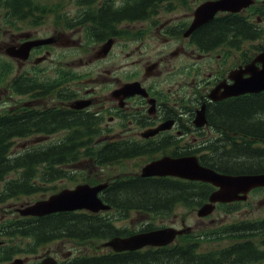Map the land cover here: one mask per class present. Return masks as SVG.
I'll return each mask as SVG.
<instances>
[{"label":"flooded vegetation","instance_id":"obj_1","mask_svg":"<svg viewBox=\"0 0 264 264\" xmlns=\"http://www.w3.org/2000/svg\"><path fill=\"white\" fill-rule=\"evenodd\" d=\"M16 2L17 0H9V12L6 16L9 21L8 33L5 34L0 26L2 39L0 69L8 68L7 63H11L16 69V77L21 74H24V77L30 76L29 73L32 71L25 73L23 69L27 63L35 69L37 67L35 58L40 53L101 51L110 41L112 42L110 51H119L123 62L120 66L121 75L113 77L104 99L94 88L78 90L75 93L77 98H83L84 94L90 95L91 104L84 110L90 116L102 119L103 124L100 123L94 129L93 136L88 139L89 143H83L81 146L83 150H104L106 156L103 161H90L91 163L104 162L106 164L104 166H119L124 165L125 161L134 162L147 158L152 160L162 157L181 158L193 154L203 160L211 147L208 141L216 136L218 131L208 126L197 127L194 124L197 110L206 103L211 106L213 102L208 98L211 88L222 80L231 83L229 73L236 67L245 66L256 55V53L251 55L250 51H239L236 40L233 41L232 47L228 44L217 45L219 42L213 41L212 38L209 42L204 40L209 31L207 28H199L187 36L188 28L194 20L195 8L183 7L174 11L178 2L185 3L187 0H54L57 7L55 12L48 13L46 9H43L23 16L17 15ZM47 2L48 0H26L25 6L35 8L41 6L42 8ZM21 23L29 25L21 26ZM5 36H7L6 39ZM48 37V43L32 48L30 59L26 62L3 55L9 45L19 46L28 40ZM153 51H158L157 54L154 53L158 57L156 61L158 63L154 69H151L149 57L152 56ZM170 56L187 58H181L178 65L170 69L168 66ZM231 56H237L239 61L224 75L222 71ZM139 57L146 60V65L137 63ZM217 62L220 68L217 67L210 72L207 87L203 85L204 80H197L196 77H193L194 85L191 87L186 76L195 72L199 75L205 64ZM136 80L147 88L149 98L139 94H125L121 91L125 82ZM207 88L209 90L206 93ZM62 89L63 85H59L56 98L34 96L27 89V92L12 98L10 102L4 101L8 104L9 115L25 113L24 121L27 129L24 133L29 135L15 137L14 141L31 140L33 135L49 137L58 134L48 133L55 130L53 127L33 125L31 112L41 108L46 109L49 106L57 107L59 113L56 116V124H60L62 122L60 110L64 107ZM167 122H170L171 127L166 126L163 129L161 125ZM26 146L27 143L24 144V147ZM30 148L31 146L27 147V150L30 151ZM23 163L27 166L18 164L12 166V181L28 182L35 177L43 178L55 166L63 165L66 161L25 159ZM31 166L36 169L49 168V170L45 169L42 174L30 168ZM162 178L190 184V180L179 177L164 176ZM15 198L22 199V195L17 194ZM17 203L15 202L14 209H10L9 217L1 220H13L9 231L14 236H8L6 241V237L0 234V238H4L2 246H11L6 249L7 254L11 253L7 256L9 259L5 260L0 256V264H112V255L117 256L115 263L126 264L131 260L124 262L120 259L127 253L166 251L178 253L183 249L182 245L186 244H197L198 253H207L208 245H210L211 250L219 252L216 256V264H223L224 261L246 260L250 261L248 264H264V255L251 258L223 257L220 254L222 245L219 242L185 240L180 239L181 236L177 237L170 247L160 249L145 247L141 251L131 252H116L111 247L103 245L105 240L100 243L98 240H91L90 244H87L86 241L64 237L53 232L37 239L30 232V229L34 227L31 224L32 218H24L18 214V211L13 213V210L18 209ZM126 212L138 214L142 211L129 209ZM60 214L57 212L46 215L44 219L61 220ZM20 221H24V224L14 227V224ZM170 225L179 228L187 226L184 219L179 221L176 216ZM144 226L142 220L128 230L134 231ZM15 237L22 240L13 244L9 239ZM163 264H171L170 259H166Z\"/></svg>","mask_w":264,"mask_h":264},{"label":"trees","instance_id":"obj_2","mask_svg":"<svg viewBox=\"0 0 264 264\" xmlns=\"http://www.w3.org/2000/svg\"><path fill=\"white\" fill-rule=\"evenodd\" d=\"M8 4L9 0H5ZM26 0H17V15L23 16L34 10L33 6H25ZM241 15L231 18L215 20L211 30L207 31V36L204 40L209 42L212 38L214 41L217 37L229 29L230 32H235L240 37V42L244 39H253L258 35L261 29L252 26L245 17ZM63 124L69 127H79L82 119L71 113L64 112ZM236 114V115H235ZM246 114L245 116H243ZM208 119L212 128L217 130L222 136L217 137L213 142H208L211 151V157L204 156L203 163L224 173L231 174H255L264 173V91L260 93L246 94L232 98L220 103H215L208 110ZM37 118H33L35 122ZM42 121L56 122L55 116L51 114L44 115ZM97 122L94 121V124ZM18 124L21 128L26 127L25 121L20 119ZM91 124V123H89ZM87 125V124H86ZM13 130L9 127H4L0 124V172L6 170L7 161L12 160L7 157L8 141ZM87 132V131H86ZM78 137V136H77ZM86 137H89L86 135ZM66 143V142H65ZM63 144V146L65 145ZM54 153V154H53ZM95 152L69 151L65 148L54 152L53 149H48L46 153L40 155L41 159H62V160H77L79 156L88 155L94 156ZM57 155V156H56ZM54 156H56L54 158ZM97 160L105 159L106 152L98 153ZM34 158L33 156H21L16 159ZM67 157V158H66ZM18 185L9 183L6 191L11 192H34L37 188L32 182L21 183L20 189H16ZM214 187L210 184L192 182L187 184L182 181L167 179V178H144L135 177L128 178L124 181H119L113 184L110 188L105 189L103 198L111 204L126 210L138 209L146 212L162 213L169 212L178 203H187L188 206L195 208L208 201V198ZM169 192L175 194L170 198H155L145 196V198H131L129 193L132 192ZM138 195V194H136ZM121 209V210H122ZM62 219H40L33 222L30 230L38 237L42 238L53 232L65 237H75L78 239L91 238H106L108 236L123 235V231L118 229L111 221L106 218L91 214L88 212L78 213H62ZM256 231L264 232V220L251 222H242L233 224L218 229L222 235L208 236L211 238H229L238 240L245 237L247 234ZM223 254L225 256H244L251 258L263 253L255 251L252 242H238L229 248H225ZM257 254V255H256ZM117 257H112V264L115 263ZM166 259H170L171 264H213L210 259L205 258L202 254L197 253L194 247H185L180 252H140L127 253L120 261L131 260L126 264H163ZM133 260V261H132ZM247 261V260H246ZM246 261L239 262L243 264ZM250 262V261H249ZM118 263V262H117Z\"/></svg>","mask_w":264,"mask_h":264},{"label":"water","instance_id":"obj_3","mask_svg":"<svg viewBox=\"0 0 264 264\" xmlns=\"http://www.w3.org/2000/svg\"><path fill=\"white\" fill-rule=\"evenodd\" d=\"M254 0H216L210 1L199 6L196 11V20L189 32L199 25L212 19L219 10H230L238 12L244 7L253 4ZM21 54V53H20ZM257 61L262 63V67L256 64L249 65L245 70L235 72L230 75L235 82L231 85L226 82L221 83L212 90L210 97L214 100H221L231 96H238L247 93H257L264 90V53ZM249 74L248 77H244ZM206 106L198 111L196 124L203 126L207 123ZM176 175L191 180H202L219 187L210 196V202L203 205L198 211L200 216H206L215 208L216 202H232L235 200H244L248 192L258 186H264V173L259 174H241L232 175L215 171L212 168L202 166L195 156L173 159L165 157L147 164L143 169L144 176L153 175ZM101 184L91 187L88 184L78 185L74 189H65L50 196L46 200H40L33 205L22 210L23 214H33L42 216L56 211L89 209L99 211L108 209L98 196V192L104 188ZM183 230L174 228L158 229L150 232H144L132 235L128 238H114L108 245L116 250L137 249L145 245H165L172 241L177 234Z\"/></svg>","mask_w":264,"mask_h":264},{"label":"rangeland","instance_id":"obj_4","mask_svg":"<svg viewBox=\"0 0 264 264\" xmlns=\"http://www.w3.org/2000/svg\"><path fill=\"white\" fill-rule=\"evenodd\" d=\"M262 2H258L257 5H260ZM195 2L192 0H187L185 3L178 2L176 4V7L174 11L179 10L183 7H193ZM197 5V2H196ZM248 14L250 15L252 10H247ZM208 30H211V27H207ZM7 36H5V39ZM2 42V39L0 38V43ZM259 45L264 46V39L262 40H257V41H251L249 44L250 50L253 52H249L251 55L255 54L256 47ZM225 50V49H224ZM158 51H153L152 56L149 57L150 61H154L157 59L156 55ZM155 53V54H154ZM72 56L71 58H68L64 62V68L67 70H71L72 68L77 72V73H82L85 74V77L83 78L84 84H88L90 87H96L99 90V93L101 95H105L106 92L102 93L101 90L103 91V85L107 84L109 79H113L111 75H113L111 72L108 73L107 70H112V64L118 65L120 64V59L121 56H114L112 61L111 60H105L104 63L98 64L96 63V59L94 56V52H80L77 53L76 51L71 52ZM181 58H187V57H169L168 59V66L170 69L175 68L179 60ZM138 62L140 65H146V60L141 59L140 57L137 58ZM167 61V59H166ZM239 61V58L237 56H231L230 59L227 61V66L225 69L222 71L224 75L227 74V71L230 68H233L234 66L237 65ZM53 60H48L47 62H44L43 64L50 65ZM217 63L213 64H205L203 68L200 70V74L196 75V72L186 76L187 82L191 84V87L194 85V79L193 77H196L197 80H204L203 85H206L207 87V82L209 79L210 72H213L215 68L219 67L220 65ZM111 66V67H110ZM183 82V81H182ZM77 84H82V83H77ZM2 87H0V97L5 94L8 97L10 96L9 90H8V83H1ZM209 88H207L206 93L208 92ZM105 97V96H104ZM103 97V99H104ZM12 100V99H11ZM3 107V104L0 105V109ZM236 115V114H235ZM244 114L243 116H245ZM103 124V123H101ZM65 134V133H64ZM38 141L41 140V138L37 139ZM53 140L59 141L61 140V135L57 136ZM75 140H71L69 143L74 142ZM147 159H139L134 162H125L124 165H113L111 167H84V170H82V173H78L77 175H74L72 178H64V179H57L55 182L52 183H47V184H37L39 193L37 195L31 196V197H24V199H8L5 198V202L1 204L0 206V218L1 217H7L10 214V209H14L15 207V202L17 203L18 207H24L33 204V200L45 196L48 197L54 192H57L58 190L65 188V187H74L76 183H89V184H96L101 181H105L114 177H120L124 176L127 174H132V173H138L141 170L142 164L146 161ZM113 176V177H112ZM13 177V174H10L6 178ZM134 194L129 193V196L131 198H145V196H151L152 198H166L171 200L170 198L174 197L175 194L172 193V191H169L167 193L165 192H153V191H148V192H132ZM138 194V195H136ZM9 210V212H8ZM13 215V214H12ZM175 216L179 219L185 220V223L187 225H190L194 228L192 231L193 234H196L198 232H201L203 230H212L219 228L221 226H225L228 224H235L237 222L245 221V220H256L259 218H264V189L260 191H254L251 195H249L248 200H246L244 203H241L240 205H230L226 208H221V209H216L215 212L204 219L199 218L197 216V213L191 212L187 209L184 208H177L171 215L169 216H163V215H155L153 216L152 214L149 213H131L128 217L127 220H124L122 222L123 225H128L130 228L134 226L136 223L145 220L149 222L150 224H153L154 226L157 224L160 225H169L175 220ZM208 224V226H207ZM258 238L263 239V236H259ZM7 240V239H6ZM11 243H16L18 241H21L19 237H15L12 239H9ZM230 241V240H228ZM87 244H90V242H86ZM223 245H229L227 241L224 240Z\"/></svg>","mask_w":264,"mask_h":264},{"label":"bare ground","instance_id":"obj_5","mask_svg":"<svg viewBox=\"0 0 264 264\" xmlns=\"http://www.w3.org/2000/svg\"><path fill=\"white\" fill-rule=\"evenodd\" d=\"M24 5H25V3H24ZM114 264H124V263H114Z\"/></svg>","mask_w":264,"mask_h":264}]
</instances>
